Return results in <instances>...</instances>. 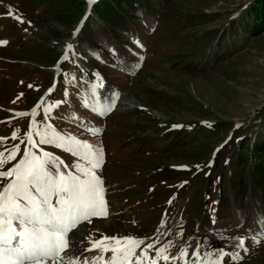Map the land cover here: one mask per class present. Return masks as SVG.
I'll list each match as a JSON object with an SVG mask.
<instances>
[{
    "label": "rangeland",
    "instance_id": "rangeland-1",
    "mask_svg": "<svg viewBox=\"0 0 264 264\" xmlns=\"http://www.w3.org/2000/svg\"><path fill=\"white\" fill-rule=\"evenodd\" d=\"M148 1L140 3L145 10L143 15L137 12L140 21L127 17L121 24L110 23L122 41L105 23L90 25L94 46H108L113 56L123 52L118 62L95 55L86 42L76 48L79 57L84 52L85 62L97 58L106 67L90 64L105 74V92L92 91L94 79L79 66L73 65L70 74L65 66L58 85L63 92L56 91L54 97L65 105L46 107L52 109L58 130L65 135L72 131L103 150L98 175L107 214L78 222L64 255L78 257L80 264L101 256L106 261L113 253L101 248L120 245L109 239L86 251L92 242L133 238L143 241L139 247L125 244L135 250L133 264L148 244L154 247L144 264L152 259L158 264H193V251L201 258L206 253L218 257L221 249L229 254L226 264H234L232 252L242 256L235 264H264V187L253 186L255 168L264 169V30L256 36L251 29L257 23L254 0H157L155 11ZM85 2L0 0V42H7L0 46V110H28L48 88L50 68L83 15ZM8 4L33 23L26 33L25 25L17 26L1 14L7 13ZM155 21L157 29L150 35L149 23ZM127 37L140 41L142 49L134 54L144 61H125ZM84 91L87 95L79 100ZM114 93L119 99L115 111L104 118L92 111L113 103ZM5 111H0V137L19 131L16 141L0 144V151L22 138L26 141V120L4 124L3 118H12ZM36 120L43 124L39 115ZM93 128L99 129L98 135L89 132ZM55 149L74 163L73 156ZM211 233V244L204 246L201 239ZM241 236L246 253L237 247ZM253 237L261 243H254ZM158 250L169 260L158 257ZM97 264L103 261L97 259Z\"/></svg>",
    "mask_w": 264,
    "mask_h": 264
},
{
    "label": "snow or ice",
    "instance_id": "snow-or-ice-1",
    "mask_svg": "<svg viewBox=\"0 0 264 264\" xmlns=\"http://www.w3.org/2000/svg\"><path fill=\"white\" fill-rule=\"evenodd\" d=\"M87 2L92 6L97 0ZM7 15L13 14L9 11ZM16 20L24 23L21 17H16ZM117 97L118 93H114L112 107L115 106ZM54 103L59 105L63 101ZM92 111L100 116L105 114L104 110ZM15 115L24 117L29 113L17 112ZM50 117L51 114L45 108L44 123L34 121L37 124L34 131L29 125L27 140L21 141L25 145L23 155L6 171L5 165L16 160L20 144L0 151V264H80L78 257L66 258L64 255L70 247L69 233L78 222L91 216L107 214L104 209L103 181L98 175L103 162V150L87 140L71 133L65 135L55 129L54 125L48 123ZM18 131L19 129L11 133L13 141L17 139ZM89 132L98 135L99 129H89ZM7 139L0 137V144ZM46 146L58 148L73 156V165H67L61 157L47 151ZM78 162H83V166ZM109 239L120 247H102V252L112 251L111 259L105 261L101 256L91 264H97V259L103 261V264H125L126 261L133 264L135 250L125 244L127 242L139 247L143 244L142 240L105 237L102 241L92 242L86 251L100 247L104 240ZM253 242L259 244L261 240L253 237ZM153 247L154 245L148 244L140 256L135 258V264H144L148 250ZM237 247L245 253L248 251L243 236L239 237ZM183 255L188 254L185 252ZM157 256L165 261L169 260L160 250L157 251ZM191 256L193 264H226L225 257L229 254L221 249L218 257L216 254L206 253L201 258L198 251H193ZM230 258L234 264L242 260L238 252H232ZM83 264H89V261L84 260ZM151 264H157L156 259H152Z\"/></svg>",
    "mask_w": 264,
    "mask_h": 264
},
{
    "label": "trees",
    "instance_id": "trees-1",
    "mask_svg": "<svg viewBox=\"0 0 264 264\" xmlns=\"http://www.w3.org/2000/svg\"><path fill=\"white\" fill-rule=\"evenodd\" d=\"M142 1L143 0H101L94 7V13L104 21L110 20L112 17L120 20L122 15L126 13L123 8L124 6L132 8L135 3H140ZM111 4H114L115 6H112ZM252 10L256 15L257 23H254L251 26V29L253 30L254 35L257 36L264 30V0H254Z\"/></svg>",
    "mask_w": 264,
    "mask_h": 264
},
{
    "label": "bare ground",
    "instance_id": "bare-ground-1",
    "mask_svg": "<svg viewBox=\"0 0 264 264\" xmlns=\"http://www.w3.org/2000/svg\"><path fill=\"white\" fill-rule=\"evenodd\" d=\"M69 45H71V43L69 44ZM107 109V108H106ZM15 115V114H14Z\"/></svg>",
    "mask_w": 264,
    "mask_h": 264
}]
</instances>
